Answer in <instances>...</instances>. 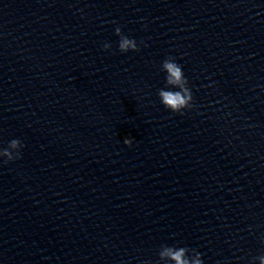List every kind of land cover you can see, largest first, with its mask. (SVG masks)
<instances>
[{
	"label": "clouds",
	"instance_id": "clouds-1",
	"mask_svg": "<svg viewBox=\"0 0 264 264\" xmlns=\"http://www.w3.org/2000/svg\"><path fill=\"white\" fill-rule=\"evenodd\" d=\"M115 34L120 37L118 45L120 52L139 50L137 42L124 35L119 27L115 29ZM110 47V44H104L105 50ZM161 69L166 73V87L158 91L163 106L174 113L180 114H183L185 110H191L193 107V93L182 66L175 61V58L168 57L162 62ZM132 142L133 140L130 138L124 140V143L128 146H131ZM22 147V142L19 139H13L8 143L7 148L0 149V157L5 158V163L19 159ZM158 255L160 261H172L174 264H203L201 253L187 247L164 245ZM255 259H258L260 264H264V255Z\"/></svg>",
	"mask_w": 264,
	"mask_h": 264
}]
</instances>
